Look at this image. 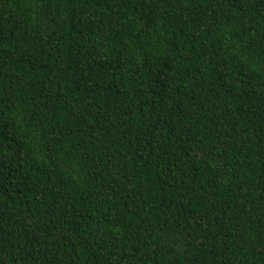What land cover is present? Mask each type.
Returning a JSON list of instances; mask_svg holds the SVG:
<instances>
[{"label":"trees","instance_id":"1","mask_svg":"<svg viewBox=\"0 0 264 264\" xmlns=\"http://www.w3.org/2000/svg\"><path fill=\"white\" fill-rule=\"evenodd\" d=\"M0 264H264V0H0Z\"/></svg>","mask_w":264,"mask_h":264}]
</instances>
